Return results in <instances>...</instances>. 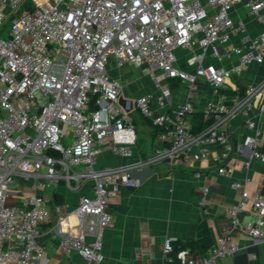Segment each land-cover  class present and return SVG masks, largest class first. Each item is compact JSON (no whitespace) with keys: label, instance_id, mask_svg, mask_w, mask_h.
<instances>
[{"label":"built area","instance_id":"built-area-1","mask_svg":"<svg viewBox=\"0 0 264 264\" xmlns=\"http://www.w3.org/2000/svg\"><path fill=\"white\" fill-rule=\"evenodd\" d=\"M25 1L0 0V264H47L39 238L53 212L61 250L77 252L87 264H101L105 232L114 226L110 203L122 190L140 187L136 168L191 167L210 157L214 146L224 150L216 156L221 163L234 150H249L264 161L256 122L247 119L251 133L236 148L227 129L238 115L249 118L253 110L264 115V79L248 84L238 101L223 94L235 75L264 63V31L251 38L243 21L232 18L243 0H30L31 7L16 16ZM245 7L264 24V0H247ZM239 33L247 51L233 47L222 53ZM181 51L187 52L185 60ZM209 51L220 58L235 53L239 61L230 70L205 66ZM184 63L195 70L182 68ZM109 66L138 69L154 89L126 97L122 80L110 74ZM200 79L211 85L215 98L202 110L207 128L195 132ZM175 80L187 86L188 99L172 110ZM134 111L161 129L151 157L132 166L100 168L107 150L123 158L134 155L139 141ZM218 172L232 176L224 164ZM88 183L93 195L82 196L74 212L64 201L51 207L44 197L25 194L27 188L47 192L60 184L75 191ZM232 187L241 192L227 211L232 228L264 240V197L251 198L244 182ZM208 194L204 188L199 203L204 210ZM248 202L258 218L242 224L239 216ZM173 243L167 239L164 244L165 264L173 262L168 256ZM239 250L221 237L202 258L180 251L177 264H217Z\"/></svg>","mask_w":264,"mask_h":264},{"label":"crops","instance_id":"crops-1","mask_svg":"<svg viewBox=\"0 0 264 264\" xmlns=\"http://www.w3.org/2000/svg\"><path fill=\"white\" fill-rule=\"evenodd\" d=\"M246 1L243 0L235 7L232 18L237 24L243 21L246 33L251 38H256L264 31V24L247 11ZM262 16L264 17V10ZM246 46L248 47L244 43L243 35L239 33L233 35L230 44L221 50L223 53L233 47H240L242 52H245ZM180 56L185 60L187 52L181 51ZM238 61L239 56L235 53L220 58L209 51L204 65L213 64L230 70ZM183 67L191 72L195 70L185 63ZM263 79L264 63L252 64L242 74L235 75L227 82L223 94L229 101H238L244 95L243 92L248 84H258ZM198 84L199 91L194 97V105L196 113H202L206 102L214 99L215 96L213 88L206 80L200 79ZM171 86L173 97L170 109L173 110L187 101L188 88L179 80L172 81ZM126 96L133 98L127 94ZM132 117L139 135L134 155L131 158H123L107 150L99 160L100 168L132 166L151 157L153 148L158 145L155 128L137 111L133 112ZM136 119L146 120L148 124L139 120L136 124ZM247 119L257 123L262 139V151H264V115H260L258 110H253L249 118L238 115L229 122L227 129L231 144L236 148L251 133L246 126ZM223 152L222 148L214 146L211 148L210 157L202 159L191 167L174 169L160 164L136 168L134 175L142 182L140 187L134 190H122L110 203L109 211L114 218V226L105 232L101 264H165L166 240L173 239L174 242L181 243L195 241L201 236L199 231L201 223H206L210 230L212 247L219 238L224 237L230 238V241L240 248L236 255L224 258L217 264H264V240L253 238L248 232L234 230L227 213L241 197V192L232 187L236 181L246 183L251 198L259 194L264 197V161L254 159L249 150L244 153L234 150L224 163H221L216 156ZM221 164L232 170V176H224L218 172ZM197 173L200 174L199 177H196ZM204 188H209V206L206 210L199 204ZM25 194L44 197L51 207L56 203L55 195H59L69 204L71 212H74L82 196L93 195V184L88 183L75 191L68 189L64 184L47 192L27 188ZM257 218L253 203L248 202L239 216L240 222L253 224ZM70 221L74 225L77 224L74 216ZM57 223L56 219L41 227L39 241L47 250V264H87L77 252L65 254L61 250ZM75 229L78 231L77 225ZM191 254L202 258L195 253Z\"/></svg>","mask_w":264,"mask_h":264},{"label":"trees","instance_id":"trees-1","mask_svg":"<svg viewBox=\"0 0 264 264\" xmlns=\"http://www.w3.org/2000/svg\"><path fill=\"white\" fill-rule=\"evenodd\" d=\"M245 93V90L243 94ZM242 94V95H243ZM193 126H194V131L195 132H201L204 131L208 124L205 123L203 120V114L201 112L194 113L193 115ZM155 128V134L159 133L161 131L160 128ZM55 201L56 204H61L63 200L59 195H55ZM199 231L201 232V236L195 240V241H190L186 243H181L179 241L173 243V250L172 252L168 255L169 258L173 260L171 264H177V255L180 251L182 250H189L191 253L197 254L199 257H204L207 255L208 251L212 247V236L210 233V230L206 223H201L199 225Z\"/></svg>","mask_w":264,"mask_h":264},{"label":"rangeland","instance_id":"rangeland-1","mask_svg":"<svg viewBox=\"0 0 264 264\" xmlns=\"http://www.w3.org/2000/svg\"><path fill=\"white\" fill-rule=\"evenodd\" d=\"M31 4L32 1L30 0L25 1L17 10L16 16L20 15L21 13H24L29 7H31ZM10 24H11L10 20L7 21L5 26L7 30L9 29ZM182 68L184 67L182 66ZM108 69L110 70V74L112 76L119 77L122 80V83L125 88V93L128 96H132L133 98H138L139 96L154 89L153 84L149 80V78L143 76V74H141V72L138 69H135L133 67H126L120 71H117V70H111L112 67L110 66ZM137 120L144 121L146 124H148L146 120H142V119H136V124H137ZM155 145H157V142L155 143ZM56 219H57L56 213L53 212V220Z\"/></svg>","mask_w":264,"mask_h":264},{"label":"water","instance_id":"water-1","mask_svg":"<svg viewBox=\"0 0 264 264\" xmlns=\"http://www.w3.org/2000/svg\"><path fill=\"white\" fill-rule=\"evenodd\" d=\"M124 102H125V100L124 99H121V103L124 105Z\"/></svg>","mask_w":264,"mask_h":264}]
</instances>
